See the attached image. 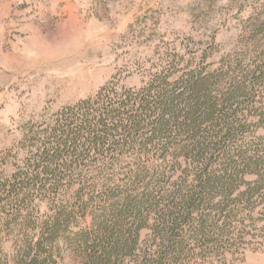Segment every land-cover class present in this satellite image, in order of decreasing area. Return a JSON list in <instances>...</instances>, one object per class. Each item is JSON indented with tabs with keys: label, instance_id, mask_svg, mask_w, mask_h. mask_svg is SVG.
<instances>
[{
	"label": "rangeland",
	"instance_id": "1",
	"mask_svg": "<svg viewBox=\"0 0 264 264\" xmlns=\"http://www.w3.org/2000/svg\"><path fill=\"white\" fill-rule=\"evenodd\" d=\"M227 64L229 75L249 78L247 99L238 98L247 121L236 142L264 151V0H0V178L27 159L58 112L94 99L103 87L137 91L153 75L179 77L197 68L218 75ZM144 142L138 137L132 147L91 154L103 168L85 169L86 184L72 178L54 200L2 202L0 264H14L59 212L70 217L58 223L55 264H80L69 243L126 185L139 189L145 180L165 188L181 177L175 165L182 158L163 162L162 144ZM78 194L93 203L83 206ZM257 204L258 232L227 255L229 264H264V198Z\"/></svg>",
	"mask_w": 264,
	"mask_h": 264
},
{
	"label": "trees",
	"instance_id": "2",
	"mask_svg": "<svg viewBox=\"0 0 264 264\" xmlns=\"http://www.w3.org/2000/svg\"><path fill=\"white\" fill-rule=\"evenodd\" d=\"M228 66L216 69L218 75L199 68L179 77L153 75L137 91L105 86L94 99L58 112L32 140L27 159L0 178V204L47 195L54 200L75 177L82 187L85 169L103 168L91 154L106 146L132 147L139 137L145 147L162 144L163 162L169 155L182 158L175 165L181 177L165 188L145 180L139 189L126 185L92 215L91 229L69 243L80 264H229L227 255L258 232L254 213L264 198V151L236 142L247 121L238 98L247 99L249 78L229 75ZM81 198L85 207L93 203ZM69 217L59 212L41 240L26 242L13 263L55 264L58 223Z\"/></svg>",
	"mask_w": 264,
	"mask_h": 264
}]
</instances>
